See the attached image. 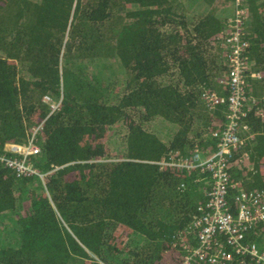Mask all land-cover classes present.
I'll return each mask as SVG.
<instances>
[{
    "label": "trees",
    "instance_id": "obj_1",
    "mask_svg": "<svg viewBox=\"0 0 264 264\" xmlns=\"http://www.w3.org/2000/svg\"><path fill=\"white\" fill-rule=\"evenodd\" d=\"M1 2L0 152L41 128L28 158L38 175L0 165V262L181 264L212 178L160 162L217 150L229 106L205 96H229L234 0ZM244 8L243 124L256 137L228 163L234 213L240 190L264 192V98L250 78L264 82V0ZM246 240L264 250V224Z\"/></svg>",
    "mask_w": 264,
    "mask_h": 264
},
{
    "label": "built area",
    "instance_id": "obj_2",
    "mask_svg": "<svg viewBox=\"0 0 264 264\" xmlns=\"http://www.w3.org/2000/svg\"><path fill=\"white\" fill-rule=\"evenodd\" d=\"M234 2L235 13L229 21L224 42L225 47L229 49V73L226 80L229 96L225 98L212 93L205 96L211 107L223 103L229 106L225 128L220 134H214L219 138L217 150L203 160L197 152L191 160L164 159L160 162L162 169L167 166L186 170L200 167L202 172H209L212 178L208 200L198 207V212L190 225L199 245L186 252L181 264H248V260L252 264H264V250L254 243H247L246 240L253 226L264 224V192L240 190L236 196L238 209L235 213L228 202L229 190L235 188L228 171L229 160L233 151L244 147L252 135L249 127L243 124L248 110L246 88L249 66L245 52L249 44L244 38L247 19L244 6L247 0H234ZM44 101L53 110L57 107L49 96H46ZM40 128L41 125L33 129L26 144L6 145L0 152V165L14 170L18 177L38 175L28 158L39 152L35 144V135Z\"/></svg>",
    "mask_w": 264,
    "mask_h": 264
},
{
    "label": "crops",
    "instance_id": "obj_3",
    "mask_svg": "<svg viewBox=\"0 0 264 264\" xmlns=\"http://www.w3.org/2000/svg\"><path fill=\"white\" fill-rule=\"evenodd\" d=\"M250 78L253 79V80H251L252 82L249 81V83L251 82V86L255 85L254 86V92L252 95V97H254L253 101H256L257 98L258 99L264 98V97H262V96H264V82L261 81L262 80V74L258 73V72H253L252 75L250 76ZM263 114H264V112H263ZM255 137H256V134L252 133L251 138L249 139L250 145L252 147L254 146ZM199 155H200L202 160L206 158L202 153H200ZM254 167H255V165L252 164L251 169L254 170Z\"/></svg>",
    "mask_w": 264,
    "mask_h": 264
},
{
    "label": "rangeland",
    "instance_id": "obj_4",
    "mask_svg": "<svg viewBox=\"0 0 264 264\" xmlns=\"http://www.w3.org/2000/svg\"><path fill=\"white\" fill-rule=\"evenodd\" d=\"M1 1H2V0H0V4L2 3ZM63 37H64V36H63ZM62 40L64 41V40H65V38H62ZM61 44H63V42H61ZM160 125H161V124H160Z\"/></svg>",
    "mask_w": 264,
    "mask_h": 264
}]
</instances>
